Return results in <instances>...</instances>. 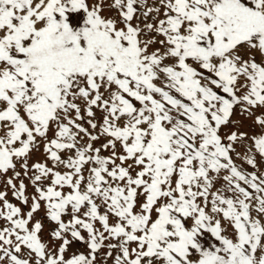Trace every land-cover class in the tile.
<instances>
[{"label": "snow or ice", "instance_id": "1", "mask_svg": "<svg viewBox=\"0 0 264 264\" xmlns=\"http://www.w3.org/2000/svg\"><path fill=\"white\" fill-rule=\"evenodd\" d=\"M0 264H264V0H0Z\"/></svg>", "mask_w": 264, "mask_h": 264}]
</instances>
